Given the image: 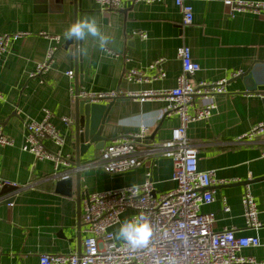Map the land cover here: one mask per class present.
<instances>
[{"label":"crops","instance_id":"1","mask_svg":"<svg viewBox=\"0 0 264 264\" xmlns=\"http://www.w3.org/2000/svg\"><path fill=\"white\" fill-rule=\"evenodd\" d=\"M262 1L264 0H247ZM193 22L182 25V17L171 0L125 3L118 9L100 11L94 0H80L74 16L72 0H0V35L27 33L11 42L0 61V126L14 140L13 147L0 148V183L16 187L0 197V264H39L43 254H78L82 250V207L74 194L76 175L80 191L98 193L138 185L149 168V160L130 171L109 174L99 165L101 151L92 148L74 167L71 130L74 113V70L71 67L73 44L64 33L77 19L94 18L109 42L103 49L96 38L80 41L82 84L79 91L107 92L118 90L123 95L145 91L170 90L181 73L177 49L187 46L200 71L191 77L194 83L226 80V94L216 97L212 117L188 126L187 138L196 149L198 169L215 171V179L228 184L215 185L214 201L201 207L202 213H214L213 230L233 228L236 236H257L260 245L247 248L241 255L264 264V180L249 184L258 209L261 228L246 229L241 206L244 183L264 177V135L252 141H238L254 125L264 121L261 96L247 92L242 74L258 61H264V18L239 14L231 18L219 0L193 2ZM133 33L145 34L141 40ZM60 37L52 62L41 76L30 77L37 64L44 61L54 43L42 35ZM163 59V79L151 66ZM142 74L143 81H127L129 70ZM73 71V77L66 73ZM112 102V115L103 136L109 143L121 135L136 133L144 124L151 127L147 145L161 143L178 125L176 116H162L167 106L163 99L140 103L127 96ZM200 104V100H196ZM51 113L50 122L64 139L61 156L68 162L54 170L49 161H38L20 150L25 130L23 123ZM193 108L189 109L191 113ZM66 118L71 124L66 125ZM50 151L56 147L45 142ZM103 148V149H104ZM141 151V147L138 149ZM139 151V153H141ZM152 181L157 193L175 188L171 180L172 163L164 157L151 160ZM54 175L67 176L70 187H57ZM1 189V188H0ZM223 199L229 212H223ZM10 200L12 206L4 203ZM80 214V216L78 215ZM80 217V219H79Z\"/></svg>","mask_w":264,"mask_h":264},{"label":"built area","instance_id":"2","mask_svg":"<svg viewBox=\"0 0 264 264\" xmlns=\"http://www.w3.org/2000/svg\"><path fill=\"white\" fill-rule=\"evenodd\" d=\"M164 0H94L100 11L120 8L123 4L144 3L146 5ZM182 17V25L193 22V2H211L215 0H171ZM234 18L239 14H252L264 18V2L247 0H219ZM28 34L18 32L0 35V61L8 52L11 42L25 38ZM141 40L145 34L133 33ZM54 44L46 52L44 61L35 67L30 77L41 76L49 68L58 49L60 37L42 35ZM181 63V73L176 78V86L170 90L145 91L123 95L121 91L107 92L79 91L78 97L90 103H101L127 96L143 103L151 99H163L167 102L162 116H176L178 125L171 129L170 137L161 142L147 145L151 127L140 125L136 133L121 135L112 140L100 154L99 165L104 172L120 174L141 166L149 160V168L143 181L138 185L88 194L82 207V250L80 254H43L39 264H250L254 260L240 253L247 248L260 245L257 236L239 237L233 228L213 230L214 213H202L201 207L214 201L213 186L228 182L215 179V171L198 169L197 149L190 144L186 131L190 124L207 120L216 110L215 99L226 94L227 81L222 79L213 83H194L191 77L200 71L187 46L177 49ZM163 59L156 60L152 68L158 71L157 79H163ZM66 75L73 77V71ZM127 81L141 82L142 74L129 70L125 74ZM1 99V93H0ZM200 100V104H196ZM193 108L190 113L189 109ZM51 113L43 111L41 121L24 122L25 135L20 150L32 155L38 161H49L57 171L59 166L68 162L61 156L64 139L50 122ZM69 125L71 121L63 118ZM264 135V121L254 125L238 141H252ZM45 142H50L56 151H50ZM14 140L5 135L0 126V148L13 147ZM141 147V151L138 150ZM139 151L141 153H139ZM264 157V153L262 154ZM156 157H164L172 163L171 180L175 188L165 193H157L152 181L151 167ZM54 179L65 180L67 176L54 175ZM5 183H0V188ZM241 206L246 229L257 231L261 228L258 209L249 185L244 186ZM8 206H12L11 203ZM223 212L229 207L223 199ZM143 214L149 220L153 233L146 248L132 249L123 241L116 240V228H120L121 219Z\"/></svg>","mask_w":264,"mask_h":264},{"label":"water","instance_id":"3","mask_svg":"<svg viewBox=\"0 0 264 264\" xmlns=\"http://www.w3.org/2000/svg\"><path fill=\"white\" fill-rule=\"evenodd\" d=\"M74 16L79 9L80 0H72ZM73 44L71 67L74 70V113L73 123L71 130V148L74 150V167L79 168V159L84 156L91 148L93 152L102 151L104 144L109 141L103 136L106 126L109 124L112 115V102L108 104L90 103L88 100L78 97L79 86L82 84V67L80 64V41L68 40L65 43V48ZM244 87L247 92H255L261 96V102L264 106V61L256 62L250 70L241 75ZM264 180V177L258 178L253 181H246L243 184L249 185L255 181ZM79 176L76 175V189L73 194L70 190L67 195L74 196L78 209L80 203L86 196L80 191ZM57 187L65 188L70 187V181L59 180ZM16 187L4 184L0 189V197L8 192L15 191ZM4 203L9 204L10 200ZM80 216V214H78ZM80 219V217H79ZM80 254V252L78 253Z\"/></svg>","mask_w":264,"mask_h":264},{"label":"clouds","instance_id":"4","mask_svg":"<svg viewBox=\"0 0 264 264\" xmlns=\"http://www.w3.org/2000/svg\"><path fill=\"white\" fill-rule=\"evenodd\" d=\"M66 39L83 41L86 37L96 38L101 49L109 42L98 27L94 18L84 17L72 23L64 33ZM153 229L149 220L143 214L126 219L114 234L116 240L123 241L132 249L146 248L152 237Z\"/></svg>","mask_w":264,"mask_h":264},{"label":"rangeland","instance_id":"5","mask_svg":"<svg viewBox=\"0 0 264 264\" xmlns=\"http://www.w3.org/2000/svg\"><path fill=\"white\" fill-rule=\"evenodd\" d=\"M127 219V215H124L121 219V224ZM119 227L116 228V232L118 231Z\"/></svg>","mask_w":264,"mask_h":264}]
</instances>
